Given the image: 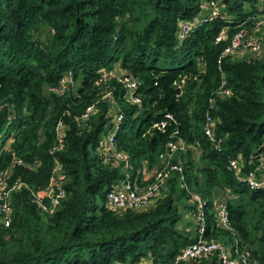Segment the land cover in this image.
<instances>
[{"label": "trees", "instance_id": "16d2710c", "mask_svg": "<svg viewBox=\"0 0 264 264\" xmlns=\"http://www.w3.org/2000/svg\"><path fill=\"white\" fill-rule=\"evenodd\" d=\"M219 1L226 19H202L208 13L204 0H0V128L11 119L0 171L10 166L9 182L20 178L28 184L12 193L10 224L0 221V264H135L142 257L150 259L148 264H168L197 239L178 229L179 200L188 189L206 200L205 238L238 242L242 251H250L253 264H264V190L236 179L228 165L229 157L241 152L264 166V56L226 57L219 69L227 41L214 42L224 24L232 33L264 11V0ZM182 20L192 27L180 40ZM116 64L141 79V105L131 103L113 77ZM66 71L73 76L68 89L46 92ZM223 79L231 93L218 97ZM107 88L124 113L115 139L132 170L154 164L175 129L196 145L197 155L188 149L173 158L184 166L186 188L171 176L149 210L107 206V190L123 176L120 167L104 165L97 151L109 123L107 102L100 99ZM91 103L98 110L79 122ZM207 112L218 118L221 149L204 132ZM59 117L67 129L63 147L54 149ZM163 119L167 125L161 132L154 124ZM55 159L64 170L65 194L48 214L31 195L46 186ZM223 194L233 230L212 221L215 199Z\"/></svg>", "mask_w": 264, "mask_h": 264}, {"label": "built area", "instance_id": "2783aa9c", "mask_svg": "<svg viewBox=\"0 0 264 264\" xmlns=\"http://www.w3.org/2000/svg\"><path fill=\"white\" fill-rule=\"evenodd\" d=\"M262 3V0H257ZM202 6L208 10V13L203 16L213 18H227L223 13L222 4L219 0H204ZM222 8V9H221ZM198 15L196 19H200ZM251 20L248 24H244ZM232 33H229V25L224 24L216 33L214 42L226 40L227 43L222 48L218 56V68L221 69V61L223 58L232 60H252L256 57L264 56V11L255 12L254 15L247 17ZM192 27V23L188 20L178 22L177 37L182 40ZM201 67L203 65L201 64ZM114 74L116 81L122 85L125 90V95L131 103L141 105L142 97L139 91L141 79L138 76L130 74L128 71L119 69L116 64L110 71ZM107 74L102 70V75ZM73 81V76L70 71L62 74L58 84L46 86V92L63 93L68 89ZM182 82H179V87ZM218 97H223L231 93L230 87L226 85L223 79L215 91ZM100 99L107 102L109 123L105 131L101 134L98 142V156L104 165L111 167H120L123 176L111 184L107 190V206L115 211H123L132 209L136 211L149 210L154 207L163 195L164 190L171 176L176 175L180 186L186 188L184 181V166L181 161H173V158L178 153H184L188 149L193 150L198 154L196 145L188 143L185 138L179 134V130L175 129L170 133V138L165 144V149L160 152L157 161L154 164L144 162L142 167L136 171L132 170V163L129 155L117 148L116 133L123 122L124 113L119 105L117 98L113 93L112 88L103 90ZM214 105L211 101L210 106ZM98 110L96 103H91L86 106L84 112L78 119L79 122L88 118L89 115ZM168 118H172L170 114ZM218 118L214 115L206 113L204 124V132L206 136L214 143L217 149H221L223 137L217 135L216 122ZM11 119L8 118L0 128V149L3 138L10 134L7 132ZM167 121L165 119L157 122L154 126L162 131H165ZM67 126L59 117L53 127L55 144L52 148H62L65 140V132ZM21 160L19 159L18 162ZM228 165L233 170L236 179L246 183L250 188H261L264 190V166L262 160H257L253 163L251 159L245 160L243 153L239 152L235 156L228 159ZM62 165L55 159L51 169L48 183L43 188H38L32 192V201L37 203L41 210L50 214L60 203L64 197V170ZM12 172V167L7 166L5 170L0 171V221L4 226H8L12 216V193L15 189L26 187L28 184L20 178L9 182V176ZM188 202L192 206V218L194 219L195 233L197 239L186 244L179 252H177L168 264H181L191 260L215 256V264H253L250 251H242L238 242L234 245L224 242L220 239H207L204 237L208 229V221L206 216V200L203 195L194 190H187ZM44 200L48 201L45 202ZM212 221L221 228L233 230L230 220L229 209L225 199H215L212 207ZM264 221V207L262 211ZM148 261L143 260L139 264H148Z\"/></svg>", "mask_w": 264, "mask_h": 264}, {"label": "rangeland", "instance_id": "374dc122", "mask_svg": "<svg viewBox=\"0 0 264 264\" xmlns=\"http://www.w3.org/2000/svg\"><path fill=\"white\" fill-rule=\"evenodd\" d=\"M45 31H46V27L42 28V35L44 34ZM218 198H220V195L218 196ZM179 203H180V206H179L180 211L182 212V210H184L183 208H185V211L190 215V218L188 217L187 214L183 215L181 221L178 223V229L179 230H182V229L186 230L187 226L190 227L191 225L192 226L195 225L194 219L191 218L192 212H191V208L189 206L190 203L188 202V197H186V196L185 197H181L180 200H179ZM143 260L147 261L148 257H146V259H143ZM140 261L136 262L135 264H139ZM114 262H115L114 264H120V262H118V261H114Z\"/></svg>", "mask_w": 264, "mask_h": 264}, {"label": "crops", "instance_id": "0c3cea01", "mask_svg": "<svg viewBox=\"0 0 264 264\" xmlns=\"http://www.w3.org/2000/svg\"><path fill=\"white\" fill-rule=\"evenodd\" d=\"M195 153V155H196V152H194ZM226 193H227V191H226ZM225 193V194H226ZM229 194H231L230 192H229ZM217 198H218V196H217ZM218 199H224V194H223V197L222 198H218ZM184 210H182V212H181V214H182V216H181V219H182V217H183V215H188V217L190 218V215L185 211V208H183ZM184 212V213H183ZM191 218H192V216H191ZM193 219V218H192ZM181 221V220H180ZM187 229L185 230V229H182L183 231H185V232H191L192 234H196L195 233V227L194 226H187L186 227ZM143 259H146L145 257H143Z\"/></svg>", "mask_w": 264, "mask_h": 264}, {"label": "clouds", "instance_id": "9594fccd", "mask_svg": "<svg viewBox=\"0 0 264 264\" xmlns=\"http://www.w3.org/2000/svg\"><path fill=\"white\" fill-rule=\"evenodd\" d=\"M143 258V257H142ZM146 258V257H145ZM150 260V259H149Z\"/></svg>", "mask_w": 264, "mask_h": 264}]
</instances>
